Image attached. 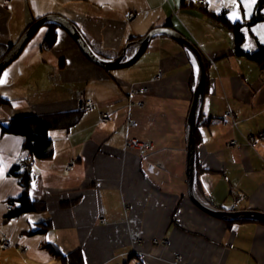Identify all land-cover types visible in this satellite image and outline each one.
Returning <instances> with one entry per match:
<instances>
[{"label": "crops", "instance_id": "crops-1", "mask_svg": "<svg viewBox=\"0 0 264 264\" xmlns=\"http://www.w3.org/2000/svg\"><path fill=\"white\" fill-rule=\"evenodd\" d=\"M254 6L251 0H0V46L17 41L32 21L59 14L109 59L170 23L208 60L199 108L200 121H212L197 128L196 196L221 210L232 211L236 202L237 210L264 211V140L249 143L264 131V69L234 53L233 33L206 10L226 9L235 22L248 19ZM130 12L135 16L127 21ZM48 29L40 28L0 75V97L9 101H0V121L79 110L80 93L95 108L69 130H50L54 154L35 160L31 195L47 209L9 219L8 202L22 186L8 171L30 153L23 135L3 132L0 124V264H63L47 244L62 253L81 249L85 264H264V222L229 223L200 209L190 194L187 122L199 72L191 51L156 35L133 64L108 70L61 27L55 46L45 47ZM244 32V50L254 49V38L264 45V20ZM159 70L163 77L155 79ZM100 112L110 119L101 120ZM133 119L136 126L128 124ZM133 137L151 148L145 154L126 148ZM47 221L49 231L34 230ZM7 240L13 244L2 247Z\"/></svg>", "mask_w": 264, "mask_h": 264}, {"label": "trees", "instance_id": "trees-1", "mask_svg": "<svg viewBox=\"0 0 264 264\" xmlns=\"http://www.w3.org/2000/svg\"><path fill=\"white\" fill-rule=\"evenodd\" d=\"M254 4L255 6L251 16L248 19H245V21L235 20V22H233L228 16L226 9L220 12H216L214 10L210 11L208 9L206 10L211 18L220 23L223 27L225 26L226 28H228L233 33V36L235 37L234 53L244 58H248L250 60L255 61L261 66V68L264 69V45L254 38V49L244 50L242 47V44L246 39L244 29L246 27H250V25H253L258 21L264 20V0H256ZM35 21H32V23ZM32 23L29 24V26L22 32V34L29 27L32 26ZM166 25L169 26L170 23H167ZM48 27L49 29L44 39V46L47 48H52L53 46H55L54 44L59 36L57 32L59 25L56 23H49ZM22 34L20 35L21 37ZM17 41L9 44H2L0 46V61L7 53L10 52L12 46ZM203 58L206 61V66H208V60H206L205 55H203ZM1 74L2 73H0V75ZM207 80L208 75H206L205 80V93L208 89ZM192 82L196 83V78L192 80ZM0 101L9 102L7 98L2 97H0ZM198 113V125L199 123L207 124L212 121V119L209 117L200 121V119L203 118L202 113H200V108ZM82 114L83 111L79 109L68 110L63 112L60 111L58 113H48L47 115L36 114L26 116H15L13 118L5 120L4 122L0 121L3 132L6 131L15 134L19 133L24 136V147L28 149L30 153L28 159H22L20 161H17V163H14V165H12L8 171L10 175L15 176L19 180V184L22 186V190L19 194V197L10 200L12 202V207L6 213L7 219L11 217L20 216V214H30L31 212L37 211L41 212L47 209L48 206H46V203L44 201L38 200L31 195L32 183L35 178L34 169L33 165L31 164V161L39 159H49L51 156H53V141L50 136V130L58 128L69 130L70 127L74 126L79 122ZM196 135V140L198 141L199 135L197 131ZM195 167H197V156ZM227 220L229 223H233L235 221H239L242 223H244V221H253L251 219L246 218L238 220ZM51 225V222L47 221L42 225L40 229L38 228V231L47 232L51 228ZM46 247H48L52 254H54L57 258H60L63 264H85V257H83L81 249H76L75 251L70 253H62L59 248H57L54 244H47Z\"/></svg>", "mask_w": 264, "mask_h": 264}, {"label": "water", "instance_id": "water-1", "mask_svg": "<svg viewBox=\"0 0 264 264\" xmlns=\"http://www.w3.org/2000/svg\"><path fill=\"white\" fill-rule=\"evenodd\" d=\"M49 23H56L61 28L66 30L74 39L77 44L81 47L83 53L89 57L95 64L101 65L105 69H119L120 67H127L130 64H133L136 60L140 58V56L144 53L147 47L150 44V40L156 36L165 34L168 36H172L174 39L178 40L182 45H184L188 50L191 51L193 57L197 60L198 65V77L197 84L194 89V96L192 99V106L190 108L189 117H188V162H187V177H188V186L190 188V194L193 195V190L195 186L196 180V131H197V119H198V111L201 105V100L204 97V90L206 85V75H207V66L206 61L203 58V54L200 49L193 43L190 39H188L185 35L181 34L178 30L173 27L168 26H160L152 29L149 34L141 37L138 41H134L139 44L140 48L137 53L132 56L129 60H124L127 56L126 49H124L121 54L117 58H106L100 54H96L91 45L85 39L83 33L79 30L76 23L71 22L65 16L59 14L47 15L43 18L36 20L32 23V26L28 28L23 34L22 37L17 41L7 53L2 60L0 61V73H2L6 67L13 63L20 54L23 52L26 44L33 38L35 32L43 27V25H47ZM200 207V209L205 210L211 216H214L219 219H230V220H238V219H251V220H259L264 222V211L260 210H252V209H243V210H226V209H210L204 206L197 198H193Z\"/></svg>", "mask_w": 264, "mask_h": 264}, {"label": "built area", "instance_id": "built-area-1", "mask_svg": "<svg viewBox=\"0 0 264 264\" xmlns=\"http://www.w3.org/2000/svg\"><path fill=\"white\" fill-rule=\"evenodd\" d=\"M207 0H198V3H205ZM179 11V10H178ZM134 16H135V14L134 13H129L128 14V16H127V18H126V20L128 21V20H131L132 18H134ZM161 77H163V72H160L159 71V73H158V75L156 76V78H158V79H160ZM155 78V79H156ZM79 97H80V101H82V105L81 106H79V108L81 109V110H85V111H87V110H90V109H92L93 108V102H92V100H86L85 99V97H84V95L83 94H79ZM140 104V103H139ZM109 115L108 114H104V115H101V118H102V120H108L109 119V117H108ZM133 124H135V121L133 120L132 122H131V126H133ZM261 140H264V131H261V132H259V133H254V134H251V136H250V138H249V143H251L253 146H258V144L260 143V141ZM149 144L150 143H148V142H140L138 139H136V138H132V139H129L128 141H127V143H126V145L128 146V147H130V148H140L141 150L142 149H145V147H148L149 146ZM32 164H35L34 163V161L32 162ZM234 194L236 195V197H237V200L238 199H240L241 197H243V196H241V195H239L236 191H234ZM198 199V198H197ZM202 203H204L206 206H208V207H210L211 208V206H212V200H211V198H209V197H207V196H204V197H200V199H199ZM236 200V201H237ZM237 203L235 202L233 205H232V211L233 210H237L238 208H237V205H236ZM159 241H161V240H158L157 238H154L153 239V242L154 243H159ZM162 242H167V240L166 239H164V240H162ZM12 244V242L11 241H4L3 242V247H8V246H10ZM122 255H125V254H122Z\"/></svg>", "mask_w": 264, "mask_h": 264}, {"label": "bare ground", "instance_id": "bare-ground-1", "mask_svg": "<svg viewBox=\"0 0 264 264\" xmlns=\"http://www.w3.org/2000/svg\"><path fill=\"white\" fill-rule=\"evenodd\" d=\"M199 4H201V3H199ZM202 5V4H201ZM130 13H134V12H130ZM135 14V13H134ZM41 19V18H40ZM48 25V24H47ZM77 25V24H76ZM44 26V25H43ZM60 27V26H59ZM30 28V27H29ZM42 28V27H41ZM156 28V27H155ZM154 29V28H153ZM39 30V29H38ZM37 30V31H38ZM152 30V29H151ZM150 30V31H151ZM36 31V32H37ZM35 32V33H36ZM150 33V32H149ZM148 33V34H149ZM73 38V37H72ZM139 40V39H138ZM138 40H135V41H138ZM28 44V43H27ZM26 44V45H27ZM127 48V50H126V53H127V56H126V58L124 59V60H129L132 56H134L136 53H137V51L139 50V48H140V46H139V44H137L136 42H134V41H130V43L125 47V48H123V50L124 49H126ZM25 49V48H24ZM122 50V51H123ZM121 51V52H122ZM146 51V50H145ZM145 51H144V53H145ZM121 52H120V54H121ZM143 53V54H144ZM119 54V55H120ZM142 54V55H143ZM115 58H117V57H115ZM112 59H114V58H112ZM92 61V60H91ZM93 62V61H92ZM160 72H162L161 70H159ZM159 71H157L156 72V74H155V76H154V78H156V76L158 75V73H159ZM3 73V72H2ZM199 73V72H198ZM163 74H164V72H163ZM198 77V76H197ZM162 78V77H161ZM156 79H158V78H156ZM206 80V79H205ZM197 81V80H196ZM198 82V81H197ZM197 84V83H196ZM196 86V85H195ZM206 86V85H205ZM195 89V88H194ZM194 91V90H193ZM81 94H83V93H81ZM84 95V94H83ZM205 95V94H204ZM194 96V95H193ZM85 99H86V97H85ZM87 100V99H86ZM91 100V99H90ZM93 103H94V101H92ZM140 103V104H139ZM192 103V102H191ZM82 105V101H80V103H79V106H81ZM94 106H95V103L93 104ZM138 105H140V106H143V101H139L138 102ZM79 106H78V108H79ZM93 106V108L92 109H94L95 107ZM80 109V108H79ZM81 110V109H80ZM83 112L85 111V110H82ZM87 111H89V110H87ZM105 113L104 112H100V118H101V115H104ZM107 114V113H106ZM198 116H199V114H198ZM109 117V116H108ZM109 119H110V117H109ZM108 119V120H109ZM101 120H102V118H101ZM134 121H135V124H133V126H136L137 124H138V122H137V120L136 119H133ZM133 120H131V121H129L128 122V124L131 126V122L133 121ZM198 120V119H197ZM104 121V120H103ZM105 121H107V120H105ZM197 127H198V124H197ZM133 138H136V139H138L137 137H133ZM130 139H132V138H130ZM196 139H197V136H196ZM129 140V139H128ZM127 140V141H128ZM140 142H144V141H141L140 139H138ZM146 142V141H145ZM127 143V142H126ZM148 143H150V142H148ZM196 143H197V140H196ZM250 145H252L251 143H250ZM253 146V145H252ZM253 147H257V146H253ZM126 148H130V147H128L127 145H126ZM151 148V144H149V146L148 147H145V149H140V148H137V149H139L141 152H142V154H145L146 153V150H149ZM134 149V148H133ZM34 161V163H35V160H32L31 161V164H32V162ZM36 164V163H35ZM35 164H32L33 166L35 165ZM195 182H196V180H195ZM196 194H197V192H196V188H195V186H194V190H193V195H194V197L195 198H200V197H204V196H206V195H204V194H202V193H200V195H197L196 196ZM199 200V199H198ZM200 201V200H199ZM201 202V201H200ZM202 203V202H201ZM204 206H206L204 203H202ZM7 207H9V209L12 207V202L11 201H9L8 202V206ZM206 207H208V206H206ZM208 208H210V207H208ZM210 209H219V208H217V207H215L213 204H212V206H211V208ZM219 210H221V209H219ZM33 227H34V230H38V227H37V225H35V224H33L32 225ZM154 239V238H153ZM162 240H164V239H162ZM122 254H125V253H122ZM179 258V257H178Z\"/></svg>", "mask_w": 264, "mask_h": 264}, {"label": "snow or ice", "instance_id": "snow-or-ice-1", "mask_svg": "<svg viewBox=\"0 0 264 264\" xmlns=\"http://www.w3.org/2000/svg\"><path fill=\"white\" fill-rule=\"evenodd\" d=\"M251 3L254 4L255 3V0H251ZM246 7L250 8L251 7V4H246ZM3 81H0V83H2Z\"/></svg>", "mask_w": 264, "mask_h": 264}, {"label": "rangeland", "instance_id": "rangeland-1", "mask_svg": "<svg viewBox=\"0 0 264 264\" xmlns=\"http://www.w3.org/2000/svg\"><path fill=\"white\" fill-rule=\"evenodd\" d=\"M8 1H10V0H8ZM18 41H19V40H18ZM10 241H11V240H10ZM11 242H12V241H11ZM12 244H13V243H12ZM1 245H2V247H3V242H2ZM23 249L26 250V247H23Z\"/></svg>", "mask_w": 264, "mask_h": 264}]
</instances>
